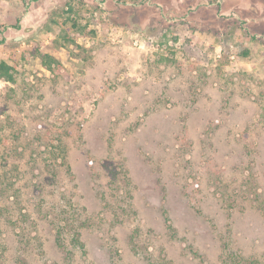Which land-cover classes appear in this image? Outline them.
Listing matches in <instances>:
<instances>
[{
	"label": "rangeland",
	"instance_id": "1",
	"mask_svg": "<svg viewBox=\"0 0 264 264\" xmlns=\"http://www.w3.org/2000/svg\"><path fill=\"white\" fill-rule=\"evenodd\" d=\"M1 62L0 264H264V0H0Z\"/></svg>",
	"mask_w": 264,
	"mask_h": 264
},
{
	"label": "trees",
	"instance_id": "2",
	"mask_svg": "<svg viewBox=\"0 0 264 264\" xmlns=\"http://www.w3.org/2000/svg\"><path fill=\"white\" fill-rule=\"evenodd\" d=\"M252 38H255V36ZM14 72H15L14 67L10 66L9 64L5 62L0 63V80H5L8 82L14 83L15 82ZM62 158L64 159V156H62ZM229 253L231 254L230 256H228V260L230 264H257L258 263V261H255V260L248 261L244 259L243 257H241V255H239L238 252L232 251L231 249L229 250Z\"/></svg>",
	"mask_w": 264,
	"mask_h": 264
},
{
	"label": "water",
	"instance_id": "3",
	"mask_svg": "<svg viewBox=\"0 0 264 264\" xmlns=\"http://www.w3.org/2000/svg\"><path fill=\"white\" fill-rule=\"evenodd\" d=\"M20 40V39H17V41Z\"/></svg>",
	"mask_w": 264,
	"mask_h": 264
}]
</instances>
